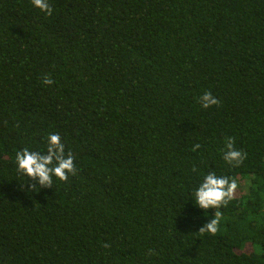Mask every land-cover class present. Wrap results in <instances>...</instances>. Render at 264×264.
I'll list each match as a JSON object with an SVG mask.
<instances>
[{
  "label": "trees",
  "instance_id": "1",
  "mask_svg": "<svg viewBox=\"0 0 264 264\" xmlns=\"http://www.w3.org/2000/svg\"><path fill=\"white\" fill-rule=\"evenodd\" d=\"M47 2L0 0V264H264V0ZM52 133L77 174L28 189ZM210 171L237 189L200 235Z\"/></svg>",
  "mask_w": 264,
  "mask_h": 264
},
{
  "label": "clouds",
  "instance_id": "2",
  "mask_svg": "<svg viewBox=\"0 0 264 264\" xmlns=\"http://www.w3.org/2000/svg\"><path fill=\"white\" fill-rule=\"evenodd\" d=\"M31 3L46 15H52L53 9L47 0H31ZM42 83L51 85L54 81L48 75H45ZM199 102L203 108L220 104V101L210 92H205L200 96ZM200 147L199 143L193 145V151L198 150ZM221 151L223 152L222 159L232 167H239L246 159V153L234 146L233 137L225 139L224 147ZM15 161L17 172L33 181V183L28 185V189H36L38 185L47 188L53 186V177L59 181L66 182L69 175L77 174L74 157L70 152L65 153L64 144L61 142V137L58 133L48 135L45 152L30 151L25 148L16 153ZM23 186L21 184V187ZM236 189L237 182L235 179H230L227 176H217L214 171H210L204 176L202 182L193 193L194 204L205 210V212L209 209H215V212L210 220L198 228V231H196L198 234L215 235L219 231L222 216L219 209L222 206H226L234 198ZM104 247H108V245L105 244Z\"/></svg>",
  "mask_w": 264,
  "mask_h": 264
}]
</instances>
